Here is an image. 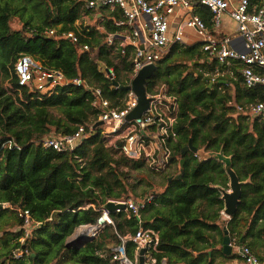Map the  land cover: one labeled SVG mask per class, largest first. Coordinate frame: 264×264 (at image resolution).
Returning <instances> with one entry per match:
<instances>
[{"label": "trees", "instance_id": "1", "mask_svg": "<svg viewBox=\"0 0 264 264\" xmlns=\"http://www.w3.org/2000/svg\"><path fill=\"white\" fill-rule=\"evenodd\" d=\"M85 1L0 0V77L10 84H0V203L11 206L0 210V264H116L111 258V249L118 243L114 232L133 234L140 226L132 215L113 213L114 227H104L83 245H69L68 238L79 227L94 225L98 217L94 209L81 208H101L108 200L128 199L134 193L128 182L130 171L144 165L116 158L118 153L105 147L99 130L73 151L56 152L42 143L47 137L71 135L78 125L96 117L86 85L101 88L116 106L126 93L122 88L110 89L112 84L99 71L100 65L112 69L121 85V73H129L127 56L105 42L108 34L127 32L115 25L120 12L97 9L105 30L99 33L94 25L77 24L82 14L91 12L85 9ZM250 3L262 5L263 0ZM194 14L213 31L208 8L197 5ZM16 19L20 27L15 29L11 24ZM51 30L53 35L48 34ZM68 32L78 37L77 43L62 37ZM84 45L88 50H83ZM199 48V44L173 46L145 86L148 92L166 85L179 98L168 167L172 172L161 173L165 177L161 191L147 177L141 179L152 188L148 192L152 199L141 210V226L158 232L155 256L165 258L167 264H226L235 256L223 252L225 230L231 245L249 247L245 240L255 230L264 237V121L239 112L240 107L264 102V89L244 86L239 75L244 65L238 62L229 68L236 78L225 75L209 87V79L188 65L203 57ZM21 55H29L46 70L59 71L68 81L81 79L85 85L57 86L46 95L19 87L14 64ZM217 65L212 61L208 71ZM189 142L208 152L221 150L243 183L238 210L227 221L221 219L223 201L218 190L228 183L223 164L216 159L198 160L192 153L182 157L181 150ZM182 158V177L177 179ZM18 209L27 210L39 224L28 236ZM126 253L134 258L131 242L126 243Z\"/></svg>", "mask_w": 264, "mask_h": 264}, {"label": "built area", "instance_id": "2", "mask_svg": "<svg viewBox=\"0 0 264 264\" xmlns=\"http://www.w3.org/2000/svg\"><path fill=\"white\" fill-rule=\"evenodd\" d=\"M197 5L204 6L211 12L212 32L204 21L194 14ZM84 7L90 11L102 7L119 10L120 19L115 25L124 27L128 32L124 30L109 34L105 40L108 47L113 46L114 50L121 49V55L127 56L126 61L130 62V70L127 79L123 81L124 85L115 81L112 69L99 66V71L112 84L110 89L131 86L138 72L147 66L157 65L172 45H184L185 28L196 34L200 49L208 63L216 61L218 64L213 71L202 73L209 79L211 86L225 75L236 78L229 68L238 62L244 65L239 69L244 86L264 89V3L251 5L250 0H86ZM176 9L184 10L186 15L170 36L171 17ZM223 15H228L235 23V31L218 37L214 31L220 26ZM48 34L53 35L54 30ZM62 37L70 39L73 43L78 42V37L73 32L62 33ZM83 50H88V46L84 45ZM115 62L121 68V60L117 59ZM222 66L225 70L220 69ZM14 74L19 87H26L43 95L51 93L57 86L85 85L81 79L68 81L59 71L44 69L29 55H21L16 60ZM115 82L117 85H114ZM86 87L92 92L91 106L96 112V117L86 125H78L71 135L45 138L43 146L56 152L73 151L85 137L99 130L107 149L131 162H141L152 173L166 172L172 155L171 145L176 140L174 127L179 115L178 95L166 85L156 86L146 92V98L149 99L147 109L139 118L128 119L138 106L137 96L132 90L126 91L120 100L121 105L116 106L104 96L101 88L87 85ZM243 111L252 118L264 121V102L240 107L239 112ZM97 122L102 124L94 127ZM193 156L201 160L197 153ZM151 199L147 193L138 202L131 198L108 200L107 202L112 201L118 205L113 211L104 207L96 208L94 205L82 207L81 209H94L98 217L94 225L81 226L78 234L94 237L104 227H114L113 213L123 212L132 215L140 226L133 234L120 235L117 231L114 232L118 243L111 249L112 261L116 264H139V252L143 251L144 264H167L165 258L159 260L155 256L159 253L158 232L141 226V210ZM0 206L11 209L8 203H0ZM17 212L23 220L25 236H28L31 228L39 224L32 220L27 210L18 209ZM127 242L134 245V258H130L126 253ZM236 248L240 258L238 264H264L247 246L241 245ZM18 255L20 254H15Z\"/></svg>", "mask_w": 264, "mask_h": 264}, {"label": "water", "instance_id": "3", "mask_svg": "<svg viewBox=\"0 0 264 264\" xmlns=\"http://www.w3.org/2000/svg\"><path fill=\"white\" fill-rule=\"evenodd\" d=\"M156 70V65H150L138 72V74L134 77V79L131 82V86L122 87L123 90L128 91L132 90L138 100V106L133 110V112L128 116V119H134L139 118L140 115L147 109L149 104V99L146 98V91L145 86L147 80L152 76L153 72ZM108 73V72H107ZM114 85H117L115 82ZM102 124V122H97L94 127H98ZM188 153H197L202 161H206L209 159H216L219 162L223 164V168L225 171V174L228 177L229 180V187L230 191H227L223 188H218L221 193V199L223 201V211L222 214L230 219L233 215L236 214L238 210V206L240 205L241 198H242V186L243 183L239 180L237 174L232 168V164L230 162V157H226L223 155L222 151L219 152H206L204 150H200L197 147L193 146L190 142L187 146L183 147L181 150V156L184 157ZM183 165H184V159L182 158L180 160V174L177 175V179H180L182 177L183 172ZM172 178L170 177L168 179V182H170ZM105 209H108L110 211H113L115 208L118 207V205L114 204L112 201L107 202L104 206ZM2 209V206H0V210ZM225 237L222 241V249L224 254L229 255L232 251V246L228 237V231H224ZM93 237H86V236H80L76 241L71 242V244H78L83 243L86 241L93 240ZM242 240H240L241 242ZM139 264H144L143 262V251L139 252Z\"/></svg>", "mask_w": 264, "mask_h": 264}, {"label": "crops", "instance_id": "4", "mask_svg": "<svg viewBox=\"0 0 264 264\" xmlns=\"http://www.w3.org/2000/svg\"><path fill=\"white\" fill-rule=\"evenodd\" d=\"M263 3H264V0H263ZM106 13H107V11H106ZM185 15H186V12L184 10H182V9H176L175 10V14L171 17V22H170V27H169V35L170 36L173 34L174 29L176 28V25L181 23L184 20ZM93 16L96 19L97 24H92V22L94 20ZM79 21H81V22H79ZM79 21L77 22L78 25H81V24H83V25H94L95 26V30H97L99 33L105 32L104 28L101 25V23L103 22V17L101 15V13L98 12L97 9L91 11L88 15L82 14L81 18L79 19ZM234 31H235V23L229 18L228 15H223L222 18H221V21H220V26L214 32H215V34L218 37H220V36H226L228 34H232V33H234ZM188 34L191 36L190 38L186 37V36H189ZM183 40L185 41L184 45H187V46H192L193 44H198V38H197L196 34L191 29H188V28L184 29ZM175 45H172L168 49V52ZM200 51H201V49H200ZM168 52H166V53H168ZM206 60L207 59H206V56L204 54L202 58H200L198 60H195V61H192V62H189L188 65H189L190 68L192 67V69L193 68H195V69L198 68V70H200L201 74L202 73H209L208 66L211 64V62L205 63ZM219 82H222V81H219ZM209 87H211L210 83H209ZM221 219L223 221H227L228 220L227 217L224 218L223 216H221ZM78 232L75 234V236L71 240L67 241L69 243V245L71 244V242L76 241L80 237ZM80 235H82V234H80ZM96 236H94L93 238H95ZM245 243H246V245H247V243H249V247L250 248L248 246L247 247L250 249V251L257 258H259V260L261 262L264 263V237L258 236L257 235V231L255 230L253 235L248 236L246 238ZM78 244L83 245L81 243H78ZM232 245L233 246H232L231 253L235 256V258L232 259L229 262H226V264H238L240 262V258H239V255L237 254V248L236 247L241 246L242 244L235 245L234 243H232Z\"/></svg>", "mask_w": 264, "mask_h": 264}, {"label": "rangeland", "instance_id": "5", "mask_svg": "<svg viewBox=\"0 0 264 264\" xmlns=\"http://www.w3.org/2000/svg\"><path fill=\"white\" fill-rule=\"evenodd\" d=\"M93 22H92V24H97V21H96V19L94 18V16H93ZM79 22H81V21H79ZM80 24V23H79ZM11 26H12V28H19L20 27V24H19V22L17 21V19L16 20H13L12 21V24H11ZM189 35V34H188ZM186 37H188V38H190L191 36L189 35V36H186ZM191 42V41H190ZM122 66H123V64L122 63H120V67L122 68ZM193 70L194 71H199L198 70V68H193ZM127 75L125 74V73H121V77H122V81L125 79V77H126ZM0 84L1 85H3V86H8V85H10L9 84V80H2V77H0ZM54 114L56 115V113L54 112ZM116 158H118V157H122L120 154H118V155H116L115 156ZM123 158V157H122ZM124 159V158H123ZM126 160V159H125ZM126 161H128V162H130V163H133V162H131V161H129V160H126ZM122 170H124V171H128V169L124 166V167H122ZM167 173H169V172H172V170L170 169V170H167L166 171ZM165 172V174H167ZM130 175H131V178L128 180V182L130 183V184H132L133 185V189L134 190H132L134 193L133 194H135L136 196H137V198L133 195V194H130V197L129 198H131L132 200H134V201H136V202H138V201H140L141 199H142V197H143V193H148L149 191H152L147 185H146V183L145 182H142L141 181V179L142 178H148L152 183H153V185H154V187L157 189V191H161V186L162 185H164L165 184V177H164V175L163 174H160V175H155V173H151L148 169H146L145 167L144 168H142V169H139V170H131L130 171ZM226 177H227V175H226ZM227 181H228V183H227V185H226V187H223V189H225V190H227V191H230V187H229V180H228V177H227ZM149 194V193H148ZM139 196V197H138ZM221 215L225 218V216L221 213ZM79 231V228L75 231V233H74V235L72 236V237H70L68 240H71L74 236H75V234L77 233ZM100 232V231H99ZM98 232V233H99ZM97 235V234H96Z\"/></svg>", "mask_w": 264, "mask_h": 264}]
</instances>
